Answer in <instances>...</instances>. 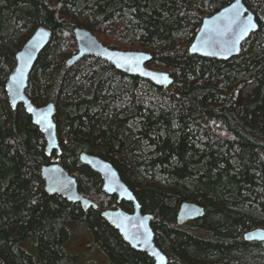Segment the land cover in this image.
Here are the masks:
<instances>
[{
    "label": "trees",
    "instance_id": "trees-1",
    "mask_svg": "<svg viewBox=\"0 0 264 264\" xmlns=\"http://www.w3.org/2000/svg\"><path fill=\"white\" fill-rule=\"evenodd\" d=\"M233 1L0 0V264H154L101 217L133 207L102 192L81 153L114 166L153 216L168 264H264V242L244 239L264 228V0H242L258 29L239 55L219 61L188 51L201 20ZM38 27L51 38L26 94L35 106L55 104L60 156L47 154L5 92L17 52ZM76 27L108 48L150 53L147 66L173 82L156 86L95 56L68 66ZM56 160L96 209L47 194L40 168ZM183 202L204 215L177 225ZM79 239L88 244L77 250Z\"/></svg>",
    "mask_w": 264,
    "mask_h": 264
},
{
    "label": "water",
    "instance_id": "water-1",
    "mask_svg": "<svg viewBox=\"0 0 264 264\" xmlns=\"http://www.w3.org/2000/svg\"><path fill=\"white\" fill-rule=\"evenodd\" d=\"M257 29L256 16L242 0H234L213 15L201 20L188 51L192 55L226 61L239 55L243 42ZM73 34L77 52L66 61L68 66L74 65L85 56H95L128 76L139 77L156 86L166 88L173 82L169 73L147 66L152 59L148 52L108 48L89 30L81 27H76ZM50 38L51 32L44 27H38L27 38L16 54V65L8 76L5 92L11 108L14 110L18 105H22L32 123L43 135L47 154L56 152L60 156L57 127L54 121L55 104L50 102L43 106H35L26 94L29 76L40 52L46 47ZM79 161L101 177L102 192L116 196L118 202L132 204L131 212L120 207L109 208L101 212V217L118 232L130 248L146 254L155 264H168L167 257L154 242L155 235L151 226L153 216L142 213L134 193L121 179L114 166L98 156L85 153L80 154ZM40 174L47 194L58 195L67 202L79 204L83 210L97 207L79 192L76 179L61 166L58 160L43 165ZM203 215L204 209L200 205L183 202L176 214V224L181 226ZM244 239L248 242H264V228L248 231L244 234Z\"/></svg>",
    "mask_w": 264,
    "mask_h": 264
},
{
    "label": "rangeland",
    "instance_id": "rangeland-1",
    "mask_svg": "<svg viewBox=\"0 0 264 264\" xmlns=\"http://www.w3.org/2000/svg\"><path fill=\"white\" fill-rule=\"evenodd\" d=\"M119 24V23H118ZM118 24L117 25H114L112 28H111V30H109V33H114L116 30H117V28H118ZM155 70H157V69H155ZM160 71V70H159ZM88 244V242L87 241H85L84 239H79V240H77V242H76V249L77 250H80V249H82L83 248V246H86ZM88 257V256H87Z\"/></svg>",
    "mask_w": 264,
    "mask_h": 264
},
{
    "label": "bare ground",
    "instance_id": "bare-ground-1",
    "mask_svg": "<svg viewBox=\"0 0 264 264\" xmlns=\"http://www.w3.org/2000/svg\"><path fill=\"white\" fill-rule=\"evenodd\" d=\"M60 147V146H59ZM101 178V177H100ZM102 181V180H101ZM101 187H102V184H101ZM102 190V189H101ZM88 198V197H87ZM89 199V198H88ZM91 200V199H90ZM92 201V200H91ZM93 202V201H92ZM94 203V202H93ZM95 204V203H94ZM96 205V204H95ZM97 206V205H96ZM97 208V207H96ZM96 208H94V209H96ZM151 215V214H150ZM257 228H261V227H257ZM257 228H254V229H257ZM253 230V229H252ZM155 235V234H154ZM155 239V238H154ZM154 242H155V240H154ZM157 247V246H156ZM158 248V247H157ZM159 249V248H158ZM160 250V249H159ZM153 260V259H152ZM155 264V263H154Z\"/></svg>",
    "mask_w": 264,
    "mask_h": 264
}]
</instances>
